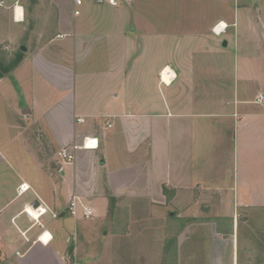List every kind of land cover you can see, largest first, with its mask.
<instances>
[{
    "label": "crops",
    "instance_id": "obj_1",
    "mask_svg": "<svg viewBox=\"0 0 264 264\" xmlns=\"http://www.w3.org/2000/svg\"><path fill=\"white\" fill-rule=\"evenodd\" d=\"M118 1L1 0L10 29L0 41L27 45L10 74L31 68L42 82L32 88L53 99L12 107L23 161L8 162L17 151L0 143L13 177L0 193V264L62 262L72 232L51 213H69L72 195L81 220L86 206L89 219L105 215L98 202H149L171 216L202 202L232 203V216L263 203L264 33L250 14L264 1ZM86 136L99 147L72 163L58 156ZM38 205L48 212L36 221L26 209Z\"/></svg>",
    "mask_w": 264,
    "mask_h": 264
},
{
    "label": "rangeland",
    "instance_id": "obj_2",
    "mask_svg": "<svg viewBox=\"0 0 264 264\" xmlns=\"http://www.w3.org/2000/svg\"><path fill=\"white\" fill-rule=\"evenodd\" d=\"M250 16L262 18L260 29L264 33V9L254 7ZM6 21L1 14L0 36L10 29L4 25ZM19 45L0 41V78L5 76L0 85V143L12 141L17 153H7L6 157L13 164H19L27 155L21 150L25 148L21 135L10 128V120L17 114L12 107L16 104L26 107L33 98L53 99L46 90L42 96L39 86L32 88L42 82L35 80L31 68L25 66L16 75L10 74L25 56ZM7 163L0 161L2 194L13 181ZM95 204L97 210L104 211V216L97 213L91 219L81 220L67 213L55 219L63 236L67 231L72 235L64 260L53 264H264V200L241 204L234 216L232 203H197L191 212L173 207V216L165 209L156 212L152 203L143 201Z\"/></svg>",
    "mask_w": 264,
    "mask_h": 264
},
{
    "label": "built area",
    "instance_id": "obj_3",
    "mask_svg": "<svg viewBox=\"0 0 264 264\" xmlns=\"http://www.w3.org/2000/svg\"><path fill=\"white\" fill-rule=\"evenodd\" d=\"M82 1L83 0H74L75 4L77 6L81 5ZM106 1L108 3H110L111 5H115V6L119 4L118 0H97L98 3H103V2H106ZM125 1L126 2H133L135 0H125ZM74 13L75 14H79L80 10L78 8H76L74 10ZM219 24H221V23H219ZM261 99H264V95H260L259 100H261ZM78 121H84V118L80 117V118H78ZM88 147H90V148H98L99 147L98 138L91 137V136H86V137H84V139H83L81 144L74 143V144L64 148L60 152V157L63 159L64 162L72 163L75 160V158H76L77 150L82 149V148H88ZM29 188H30V186L28 184L22 183L19 186V193H23V192L27 191ZM34 209L39 211L37 216L33 215V213L31 211H29V209H26V212H27V214L29 216L34 217L36 219V221H39L40 217L48 212L47 207H42L41 205H38ZM66 209L72 215L78 214V197L76 195H72V197H71ZM51 214H52L53 218H57L60 215L59 213H56V212H52ZM83 214H84V216L86 218H89V217H91L93 215V209L91 207H87L86 206V207H84ZM46 233H47L46 230L43 231V233L40 235V238L43 235H45ZM51 239H52V235L50 236L49 240H51Z\"/></svg>",
    "mask_w": 264,
    "mask_h": 264
},
{
    "label": "bare ground",
    "instance_id": "obj_4",
    "mask_svg": "<svg viewBox=\"0 0 264 264\" xmlns=\"http://www.w3.org/2000/svg\"><path fill=\"white\" fill-rule=\"evenodd\" d=\"M20 13H21V8L18 7V9H17V16H18V17L20 16ZM166 80H168V79L166 78ZM29 211H31V212L33 213V215L37 216V215H36V210H35V209L30 208ZM47 234H49V233L47 232L45 235H47ZM43 236H44V235H43ZM50 236H51V235L49 234V237H50Z\"/></svg>",
    "mask_w": 264,
    "mask_h": 264
},
{
    "label": "water",
    "instance_id": "obj_5",
    "mask_svg": "<svg viewBox=\"0 0 264 264\" xmlns=\"http://www.w3.org/2000/svg\"><path fill=\"white\" fill-rule=\"evenodd\" d=\"M224 44H226V42H224ZM20 50H21V51H27V45H26V43H22V44L20 45Z\"/></svg>",
    "mask_w": 264,
    "mask_h": 264
}]
</instances>
